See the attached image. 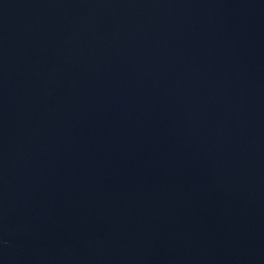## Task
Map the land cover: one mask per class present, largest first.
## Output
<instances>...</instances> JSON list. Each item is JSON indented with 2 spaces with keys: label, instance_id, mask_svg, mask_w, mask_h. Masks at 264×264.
Listing matches in <instances>:
<instances>
[{
  "label": "water",
  "instance_id": "obj_1",
  "mask_svg": "<svg viewBox=\"0 0 264 264\" xmlns=\"http://www.w3.org/2000/svg\"><path fill=\"white\" fill-rule=\"evenodd\" d=\"M0 264H264V0H0Z\"/></svg>",
  "mask_w": 264,
  "mask_h": 264
}]
</instances>
